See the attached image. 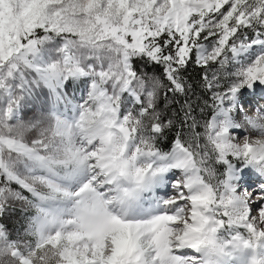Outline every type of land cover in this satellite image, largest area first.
<instances>
[{
  "label": "snow or ice",
  "instance_id": "snow-or-ice-1",
  "mask_svg": "<svg viewBox=\"0 0 264 264\" xmlns=\"http://www.w3.org/2000/svg\"><path fill=\"white\" fill-rule=\"evenodd\" d=\"M256 99L264 0H0V264H264Z\"/></svg>",
  "mask_w": 264,
  "mask_h": 264
},
{
  "label": "rangeland",
  "instance_id": "rangeland-1",
  "mask_svg": "<svg viewBox=\"0 0 264 264\" xmlns=\"http://www.w3.org/2000/svg\"><path fill=\"white\" fill-rule=\"evenodd\" d=\"M71 94L75 96L76 98H79L81 93H80V90L77 89ZM0 223L4 224L9 229V231L13 233L14 236L18 231H22L23 229L21 226L23 224V216L19 208L17 207L15 211L9 210L3 216H0Z\"/></svg>",
  "mask_w": 264,
  "mask_h": 264
},
{
  "label": "trees",
  "instance_id": "trees-1",
  "mask_svg": "<svg viewBox=\"0 0 264 264\" xmlns=\"http://www.w3.org/2000/svg\"><path fill=\"white\" fill-rule=\"evenodd\" d=\"M188 75L192 76L194 79L196 77V71L192 68L189 69Z\"/></svg>",
  "mask_w": 264,
  "mask_h": 264
}]
</instances>
